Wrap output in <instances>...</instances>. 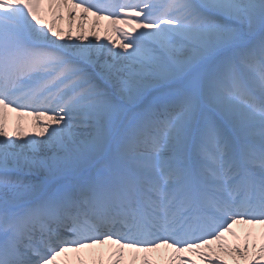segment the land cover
I'll return each instance as SVG.
<instances>
[{"label": "snow or ice", "instance_id": "snow-or-ice-1", "mask_svg": "<svg viewBox=\"0 0 264 264\" xmlns=\"http://www.w3.org/2000/svg\"><path fill=\"white\" fill-rule=\"evenodd\" d=\"M224 256L264 264V0H0V264Z\"/></svg>", "mask_w": 264, "mask_h": 264}, {"label": "bare ground", "instance_id": "bare-ground-1", "mask_svg": "<svg viewBox=\"0 0 264 264\" xmlns=\"http://www.w3.org/2000/svg\"><path fill=\"white\" fill-rule=\"evenodd\" d=\"M75 19H76L75 16H73V21H74V23H73V29H74V31H75ZM103 23H104V22L101 21V25H102ZM89 26H90V18H88V19L85 20V25H84V27H85V31H86V32H87V29H88ZM98 27H99V26H98ZM101 35H103L102 32H101ZM90 39H94V38L90 37ZM247 227H248V226H245V225H235V226H234V228H235V230L237 231V233H239L241 236L243 235V230H244L245 228H247ZM255 231H256V233L258 234V232H259V226H256ZM228 240H229L230 243L233 242L232 237H229ZM140 255H142V254H140ZM153 255H156V254H153ZM186 255H191V254H186ZM221 255H223V254H221ZM192 258H193V259H196V257H195L194 255L192 256ZM223 258L228 259L227 256H224ZM135 264H139V259L136 260ZM229 264H232V262H230Z\"/></svg>", "mask_w": 264, "mask_h": 264}, {"label": "rangeland", "instance_id": "rangeland-1", "mask_svg": "<svg viewBox=\"0 0 264 264\" xmlns=\"http://www.w3.org/2000/svg\"><path fill=\"white\" fill-rule=\"evenodd\" d=\"M228 259H229V263L232 262L230 258H228Z\"/></svg>", "mask_w": 264, "mask_h": 264}]
</instances>
